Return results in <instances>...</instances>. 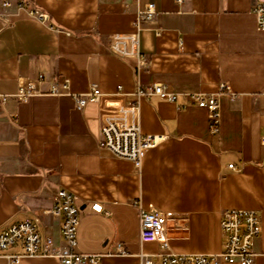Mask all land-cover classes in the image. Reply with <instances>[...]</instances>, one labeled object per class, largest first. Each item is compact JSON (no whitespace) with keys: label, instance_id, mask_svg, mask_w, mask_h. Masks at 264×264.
<instances>
[{"label":"crops","instance_id":"0c3cea01","mask_svg":"<svg viewBox=\"0 0 264 264\" xmlns=\"http://www.w3.org/2000/svg\"><path fill=\"white\" fill-rule=\"evenodd\" d=\"M48 15L42 23L0 0V232L51 210L61 189L78 197L76 251L100 256L96 264L160 261L156 243H141L139 210L171 213L169 249L174 254H217L223 249L221 219L232 209L254 210L261 219L254 264H264V31L253 6L258 0H22ZM156 7L142 22L140 50L146 59H121L110 38L136 32L137 13ZM157 32L161 34L157 36ZM44 80L39 83V76ZM32 82L39 95L20 103L19 86ZM69 93L135 100L137 85L167 86L177 93H217L225 83L236 94L221 100L214 132L208 113L196 106L152 97L141 102L144 134L167 138L137 167L102 143L101 117L92 106L75 107ZM235 165L236 170L229 168ZM102 205L103 213L92 209ZM41 235L59 239V224L43 216ZM122 245L125 253H118ZM21 245L0 251L18 264H59L55 257H27Z\"/></svg>","mask_w":264,"mask_h":264},{"label":"built area","instance_id":"2783aa9c","mask_svg":"<svg viewBox=\"0 0 264 264\" xmlns=\"http://www.w3.org/2000/svg\"><path fill=\"white\" fill-rule=\"evenodd\" d=\"M183 4L184 0H176ZM4 9L16 6L18 11H26L34 19L46 23L48 15L31 7L28 2L22 0H3ZM253 12L257 18V26L264 31V0H258L253 6ZM154 4H148L137 13L136 32L131 34H118L110 38L109 51L121 59H135L137 68L146 65V59L140 50V33L143 31L142 22H153L156 16ZM157 36L161 33L157 32ZM39 83L44 76H39ZM63 90L59 91L57 83H53L50 93L55 96H72L75 107L83 111L88 106L100 114L101 136L103 146L115 157L132 161L140 167L145 154L157 147L167 137L164 135L144 134L140 126L141 102L152 97L174 104L179 97H184L186 104L178 105L182 110L189 106H196L208 113L214 132L218 131L221 120V100L226 96L236 99V94L228 85L222 83L214 94L202 92L177 93L167 86L154 84L149 87L137 85L134 92L135 100H124L121 87L120 93L112 96L102 94L98 85L93 84L86 94H71L69 86L64 82ZM35 83L27 82L19 86L15 98L20 103L28 101L39 95ZM6 97L0 95V103H5ZM264 143V137L262 139ZM264 165V163H263ZM229 168L236 170L235 165ZM78 197L72 192L61 189L57 192L53 207L42 215L32 219L17 222L0 232V251H5L15 245H21L22 255L27 257H55L59 264H96L100 258L98 255H85L76 251L77 232L80 224ZM139 210V239L141 243H156L160 249V261L162 264H254L256 259L255 243L261 235V219L254 210L232 209L223 213L221 219V231L223 234V249L217 254H174L167 253L169 249L168 226L175 218L171 213L154 209H144L138 202L135 203ZM92 209L97 213H103L100 204H93ZM51 215L59 224L58 242L52 235H41L43 216ZM118 253H125L122 245H117ZM21 256H6L10 264H18ZM142 264H155L150 256L142 255Z\"/></svg>","mask_w":264,"mask_h":264}]
</instances>
